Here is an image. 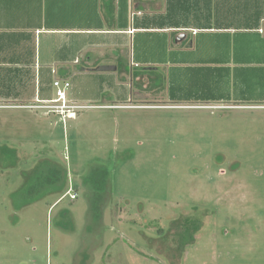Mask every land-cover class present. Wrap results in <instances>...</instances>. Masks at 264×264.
Wrapping results in <instances>:
<instances>
[{
	"label": "rangeland",
	"instance_id": "1",
	"mask_svg": "<svg viewBox=\"0 0 264 264\" xmlns=\"http://www.w3.org/2000/svg\"><path fill=\"white\" fill-rule=\"evenodd\" d=\"M146 40L119 72L39 73L65 113L0 96V264H264V98L173 102L181 54L135 67Z\"/></svg>",
	"mask_w": 264,
	"mask_h": 264
},
{
	"label": "crops",
	"instance_id": "2",
	"mask_svg": "<svg viewBox=\"0 0 264 264\" xmlns=\"http://www.w3.org/2000/svg\"><path fill=\"white\" fill-rule=\"evenodd\" d=\"M184 9V0H0V73L11 90L0 96L12 102L29 93L41 104L51 102L42 96L44 69L65 75L71 67L119 72L121 50L139 36L150 39L143 49L155 43L156 57L143 50L135 67H155L163 59L184 82L181 93L175 92L183 89L180 81L171 80L173 102L242 108L237 102L264 98V0H196V14L189 17ZM5 37L13 43L1 44ZM166 49L181 57L166 59ZM134 77L144 86L150 80L142 72ZM140 94L149 100L152 91Z\"/></svg>",
	"mask_w": 264,
	"mask_h": 264
},
{
	"label": "built area",
	"instance_id": "3",
	"mask_svg": "<svg viewBox=\"0 0 264 264\" xmlns=\"http://www.w3.org/2000/svg\"><path fill=\"white\" fill-rule=\"evenodd\" d=\"M54 85L57 86V87H60L61 86V82L57 79V80L54 81ZM65 86L69 87L70 83L66 82ZM57 93H58V98L52 100L51 102H45L41 106L45 107V108L59 109V111H61V113H65L66 109L70 110V109H73V108L75 109L76 107H79L76 104H67L66 103V95H65V92L62 89L59 88ZM59 101H62V103L56 105V103L59 102ZM201 107H207V106L202 105ZM71 197L75 198L76 195L73 194V195H71Z\"/></svg>",
	"mask_w": 264,
	"mask_h": 264
},
{
	"label": "trees",
	"instance_id": "4",
	"mask_svg": "<svg viewBox=\"0 0 264 264\" xmlns=\"http://www.w3.org/2000/svg\"><path fill=\"white\" fill-rule=\"evenodd\" d=\"M185 3L186 1L184 0V17H189L191 12H195L196 14V0H187V3ZM5 80L6 74L0 73V94L2 95L9 94L11 91L10 89H6L8 85H6ZM4 85L5 88L3 87Z\"/></svg>",
	"mask_w": 264,
	"mask_h": 264
},
{
	"label": "water",
	"instance_id": "5",
	"mask_svg": "<svg viewBox=\"0 0 264 264\" xmlns=\"http://www.w3.org/2000/svg\"><path fill=\"white\" fill-rule=\"evenodd\" d=\"M183 36H181L180 38H182ZM179 39V38H178Z\"/></svg>",
	"mask_w": 264,
	"mask_h": 264
}]
</instances>
